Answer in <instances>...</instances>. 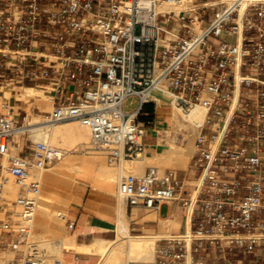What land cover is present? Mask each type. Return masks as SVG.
<instances>
[{
    "label": "built area",
    "instance_id": "1",
    "mask_svg": "<svg viewBox=\"0 0 264 264\" xmlns=\"http://www.w3.org/2000/svg\"><path fill=\"white\" fill-rule=\"evenodd\" d=\"M26 88L47 98V122H80L117 168L146 147L163 105L153 93L204 110L189 190L177 170L119 173L128 206L183 210V229L157 240L151 261L126 264H244L230 252L264 241V0H0V252L23 246L22 264H35V172L64 151L28 139L30 112L12 103ZM16 135L29 143L13 154Z\"/></svg>",
    "mask_w": 264,
    "mask_h": 264
},
{
    "label": "crops",
    "instance_id": "2",
    "mask_svg": "<svg viewBox=\"0 0 264 264\" xmlns=\"http://www.w3.org/2000/svg\"><path fill=\"white\" fill-rule=\"evenodd\" d=\"M22 101L24 102L12 103L15 107H18L22 111L26 112H34L36 110L35 108H39V106L42 104L36 99H33L31 104L25 103L28 102L29 99ZM158 108L155 110L154 126L149 128L145 137L146 147L139 155V159H142L144 162L149 161V158L156 157L160 151L148 150L149 146L154 145L153 139L157 138V136L153 134L154 127L160 118L165 115L159 114L157 111ZM37 112H39V110ZM191 157L192 155L190 156L186 170H177L179 176L183 178V181L186 184V191L190 189V186L193 184L195 179V175L189 170ZM100 158V155L97 156L95 154L86 157L84 162V164L87 166L86 172L82 175L80 174L78 176V181H76L69 188V195L74 199L72 200L70 197V203H68L66 207L65 214H59L54 218L52 217L55 222L60 220L55 230L48 223L47 231L50 236L54 237V240H52L54 247H62V245H64L63 242H65L69 245L70 250H76V248L80 246H89L93 244L95 240H115L116 222L122 210L124 211V215L128 222L129 232L134 231L138 234H143L144 232L152 231L156 233L159 232L166 223H170L169 232L171 234L178 233L183 229V210L181 208L180 202H164L159 204L156 210L144 209L137 206L131 207L125 202H122L118 198L117 194L118 180L117 182H114L113 180H109L103 176L105 171L107 174V172L114 173V170L107 167L106 168L108 170H105ZM147 167L148 166H144L142 172H144ZM117 176H119V174ZM163 210L165 211L163 212ZM69 223H73L72 228L68 227ZM75 246L76 248H74ZM247 247L248 243L246 242L242 248L232 250L230 252V258L242 259L244 264H264V241L254 246L249 252H246ZM73 254V259L83 262H90L93 260L92 255H94L83 252H74ZM7 264L15 263L13 261H8Z\"/></svg>",
    "mask_w": 264,
    "mask_h": 264
},
{
    "label": "bare ground",
    "instance_id": "3",
    "mask_svg": "<svg viewBox=\"0 0 264 264\" xmlns=\"http://www.w3.org/2000/svg\"><path fill=\"white\" fill-rule=\"evenodd\" d=\"M40 93H39V90H36L35 88H26L25 93L19 94L18 98L24 99V98L29 97V96H36L37 97L40 95ZM152 97L158 99L159 103L165 104V103L169 102L172 104L171 97L167 93L166 94L153 93ZM204 115H205L204 110H202L198 107L192 109L189 113H183L181 110L177 109L174 105H172L171 109H170V113L165 114L164 116L169 119V121H170L169 123H171V122L173 123V121L177 123L178 122L177 117H180L182 122L179 120L180 122L178 125L180 126V128L186 130V133L184 134L185 135L184 138L187 139V142L183 143L181 145H175L172 143L171 140H167V142H166L167 147L162 149V150L159 149L160 151L158 152L156 157L149 158V161H147V162L142 161V159L140 160L139 159L140 156H138L137 158H135L133 160L125 161L126 163L123 162L122 167L118 168L119 169V170H117L118 174L120 172H121V174H127V173L139 174V173H142L144 166H147L148 164H152V166H157L161 169H165V167H169V168L171 167L170 169H174V170L184 168L188 164V156H190V150H192L191 149V140H192V138L195 139L196 133L198 132V126L201 125L203 118H204ZM35 120L36 121H30V119H28V120H26V123H25L28 126L29 133L31 134V137L33 138V140H40L46 136L49 138H51V136H52L55 140L58 137L60 139V140L56 139V141H58L57 143H59V145H60L58 147H62L61 149H63V150H64L65 145H68V147H69V146H75L77 144H80V143H82L83 140H85L84 143H86V140L90 141V134H89L88 129L76 120H70V121H66V122H62V123H52V124H43V125L33 126V125L41 122V121H38V119H35ZM162 123H164V122L162 121ZM164 124L162 126L163 127L162 130L159 131L158 135H159V137H161V136L164 137L163 132H165L168 134V139H170L169 138L170 137V131L167 130L166 127H164ZM31 126H33V127H31ZM159 140H160V138H159ZM65 154H66V152H64V155ZM67 155H69V154H67ZM65 157H67V156H65ZM85 160L86 159H82L78 163L77 161H74L73 157L70 159L67 158V159H65L64 162L60 161L62 163L60 165H58V168H56V169L54 168V170L44 168L42 170L35 172V175L38 178L40 183L44 181V182H47L49 185L65 186L69 189L70 188L69 183H60V181H59V176L62 175V173H63L62 170H64L66 168V170H71L73 172H81L82 171L81 168L86 169V167H87L84 164ZM67 161H68V163H66ZM103 167H104V164H103ZM104 169L106 170L107 168H104ZM102 174H104V173H102ZM104 176L106 178H108L109 180H112V178H115L111 173L107 172V174H106V171H105ZM6 189L8 190L9 193H12V189L10 187V184L6 185ZM45 192H46L47 196L44 195L45 197H44L43 201L39 204V209H40V213L43 214L42 218H45V221H46V218H48L47 216L51 214L50 211L48 210V207L51 205V200L54 197L52 192H54V194L56 192L52 191V189L45 190ZM56 196H57V200H60L64 204V209H66L68 203H70L69 200L72 197L67 193L61 194L59 192L56 193ZM73 199L74 198H72V200ZM121 213L124 214V211H122ZM63 214H65V213H63ZM122 214L117 219V226L115 228V232H116V239L115 240H113V241L112 240L111 241L110 240H95V242L89 246L83 245V246L78 247L80 249V251L84 252V253H90V254H96L99 251L106 252L109 254V256L107 257L108 258L107 264H125L124 261L126 260V258L124 261H117V260H119L117 258L115 259L116 261H114L112 259L113 258L112 256L114 255V253L118 252V251L125 253L127 255V257H129L131 259L149 260L153 257V250H154L153 246H154L155 242L157 240L167 238L171 235V233L169 232L170 223H166L165 226L163 228H161V230L159 232H156V233L149 231V232H144L143 234L132 235V234H130V232L128 230L127 219ZM154 218H155V215H154ZM63 244L65 245L66 243L63 242ZM111 244H113L114 246L110 247ZM71 245H72V243H71ZM54 252H55V250H54ZM119 256H117V257H119ZM120 260H122L121 257H120ZM47 263L48 262H45L44 259H40V260H37L35 262V264H47Z\"/></svg>",
    "mask_w": 264,
    "mask_h": 264
},
{
    "label": "rangeland",
    "instance_id": "4",
    "mask_svg": "<svg viewBox=\"0 0 264 264\" xmlns=\"http://www.w3.org/2000/svg\"><path fill=\"white\" fill-rule=\"evenodd\" d=\"M40 92L41 91H39V93ZM41 95H42V93H40V95L37 96V97L36 96H29V97H26L27 99L26 98L22 99V100H25L26 101L30 97H33V99H36L37 101H40V103H42L39 106V108H38L39 109V112H37L38 110H35L34 112H30V121H36L35 119H38V121H41L40 123L35 124L33 126L43 125V124H52V123H62V122H66V121H62V122H47L46 121L47 120L46 113L51 110V106H50L49 103H47V101H46L47 98L45 96H43V95L41 96ZM171 106H172L171 103H169V102L168 103H165L163 106L159 107L157 111H158L159 114H169L170 113ZM177 120H178V122L176 123V122L173 121V123H174L173 124L172 122L169 123L170 122L169 119L167 117H165L164 115L160 118V120L156 123V125L154 127V131H153V134L155 136H157V138H154L153 139L154 145H151V147L149 146L148 147V150H159V149L162 150V149L166 148L167 147V144H166L167 140H171L172 143L175 144V145H181V144L187 142V139L184 138L185 137L184 134L186 133V130L180 128V126L178 125L179 122L181 121L180 117H177ZM67 121H70V120H67ZM162 121L166 125L164 123H162ZM163 124H164V127H166L167 130L170 131V137H169L170 139H168V134L165 133V132H163L164 137L163 136L159 137V135H158L159 131L162 130V128H163L162 127ZM33 126H31V127H33ZM31 138H32L31 137V134H30V136L28 135V139H31ZM52 138H53L52 136H51V138H49L50 139V143L53 146H55V147L60 146L59 143H57L58 141H56V139L58 140L59 138L57 137L55 140H54V138L53 139ZM159 138H160V140H159ZM26 139H27V135H23V136L16 135L15 141L18 142V147H17V149H13L12 150V153L13 154H16V152L21 151L19 149H21V147L23 145H25V144L27 145L29 143L28 141L26 142ZM84 141L85 140H83L82 143L77 144L75 146H69L68 147V145H65L63 151L66 152V154L64 155L63 159H61V160H59V161L51 164L47 168L54 170V168L55 169L58 168V165H60L62 162H64L65 159H67V158L70 159V158L73 157L74 161H77L79 163L82 159H86L87 156H90V155H93V154H95L97 156L100 155L99 152H96V151L90 149L91 146H90V141L89 140H86V143H84ZM194 142H195V139L192 138V140H191V149L192 150H190V156L195 151ZM59 148H62V147H59ZM67 154H69V155H67ZM65 156H67V157H65ZM190 156H188V163H189ZM100 160H101V163L104 164V167L105 168L107 167V168H111V169L114 170V173H111V174L115 178H112V180L114 179L113 181L114 182H117V180H118L117 179V174H118V171L117 170H119V169L118 168H115V167H109L106 164L103 156H101ZM4 161L5 160H2L1 163L2 164H5ZM60 161H62V162H60ZM68 161L66 163H68ZM147 166H152V164H148ZM187 167H188V164L184 168H181V169L186 170ZM166 168L170 169L171 167L170 168L169 167H165V169ZM81 170H82L81 172H73L71 170H66V168H65L64 170H62V172H63L62 175L59 176L60 183H69L70 186L73 185L76 181H78V176L80 174L82 175L83 173L86 172V169H84V168L83 169L81 168ZM171 170H174V169H171ZM4 176L8 180V183L7 184H10V187L12 189V193H9L7 199L8 200H12L13 197H14V193L16 191V185L14 183V179L11 176L7 175L6 173H4ZM49 189H52V191H55L56 193L59 192L61 194H64V193L69 194V189L67 187H65V186H56V185H49L47 182H44L43 181V182L40 183L39 204L43 201L44 197L47 196V194H46L47 191L45 192V190H49ZM56 193L54 194V192H52V194L54 195V197L51 200V205H50L51 207L50 206L48 207V210L50 211L51 214L47 216L48 218H46V221H45V218H42L43 217V214L40 213L39 205L37 207L36 214H35L34 219L32 221L31 234H30V242L35 247V252H36L35 253V260L44 259L45 262H48L47 264H60V263L61 264L62 263L63 264H107V262H108V260H107L108 258L107 257L109 256V254L106 253V252H103V251L102 252L99 251L96 254L92 255L93 260H91L90 262H83V261H78L76 259H73V257H74V254L73 253L74 252H78V253L81 252L79 248L74 247V248H76V250H70L68 244L62 245V247H60V246L59 247H57V246L54 247V245L52 243V240H54V237L50 236L49 233H48V231H47V229H48L47 228L48 223L55 230L56 227L58 226V223H59L60 220L58 222L57 221L55 222L52 219V217L54 218L55 216H58L59 214H63V213L66 212V209H64V204L60 200H57ZM164 211L165 210H163V212ZM121 214L122 213H120V215ZM122 215H124V214H122ZM124 217H125V215H124ZM152 217H153V215H152ZM116 226H117V222H116ZM130 234L136 235L138 233L137 232H134V231H130ZM112 246H114V245L111 244L110 247H112ZM153 249H154V246H153ZM54 250H55V252H54ZM23 251H24V247L21 246L20 249L17 252H10V251L0 252V264H7L8 261H13L15 264H22L21 257H22ZM64 251H66V252H64ZM119 252L120 251L115 252L114 255L112 254L113 255L112 256L113 257L112 259L114 261H116L115 259L117 258V259H119L117 261H124L125 258H126V260L124 261L125 264L128 263V261L129 262H147V261H151L153 259V257H152L149 260H135V259H131V258L127 257V255L125 253H122V252L119 253ZM117 256H119V257H117ZM120 257H121L122 260H120Z\"/></svg>",
    "mask_w": 264,
    "mask_h": 264
},
{
    "label": "trees",
    "instance_id": "5",
    "mask_svg": "<svg viewBox=\"0 0 264 264\" xmlns=\"http://www.w3.org/2000/svg\"><path fill=\"white\" fill-rule=\"evenodd\" d=\"M149 109H151V108H149Z\"/></svg>",
    "mask_w": 264,
    "mask_h": 264
}]
</instances>
